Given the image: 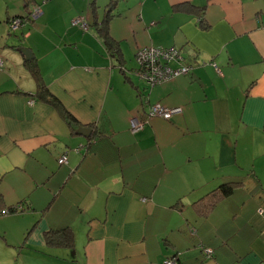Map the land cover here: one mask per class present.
Wrapping results in <instances>:
<instances>
[{"label":"crops","instance_id":"obj_1","mask_svg":"<svg viewBox=\"0 0 264 264\" xmlns=\"http://www.w3.org/2000/svg\"><path fill=\"white\" fill-rule=\"evenodd\" d=\"M109 1L0 0V206L24 209L0 214V264H264V0H116L123 63L94 22ZM148 45L191 71L149 85ZM155 102L181 111L132 131ZM226 180L228 196L195 203ZM64 227L73 243L48 244Z\"/></svg>","mask_w":264,"mask_h":264},{"label":"built area","instance_id":"obj_2","mask_svg":"<svg viewBox=\"0 0 264 264\" xmlns=\"http://www.w3.org/2000/svg\"><path fill=\"white\" fill-rule=\"evenodd\" d=\"M41 5V4H40ZM40 6L34 7L35 11L30 13L29 18L34 17ZM23 17L16 16L12 21L13 28H18L23 24ZM27 20V18H25ZM87 18L79 16L74 19L73 23L83 29H88L89 22ZM136 59L139 63L138 73L140 77L153 86L157 83L174 78L177 75L189 73L192 66L185 62L183 53L175 46H156L148 45L138 49ZM4 61L0 58V71L3 67ZM33 100H31L32 102ZM181 111V107L167 106L160 102L151 103L148 106L147 116L144 119L132 118L130 128L132 131L143 128L148 122V118L155 116H162L164 118H171L177 112ZM147 118V119H146ZM77 150L79 147L76 148ZM68 161L67 154L59 157L60 163Z\"/></svg>","mask_w":264,"mask_h":264},{"label":"trees","instance_id":"obj_3","mask_svg":"<svg viewBox=\"0 0 264 264\" xmlns=\"http://www.w3.org/2000/svg\"><path fill=\"white\" fill-rule=\"evenodd\" d=\"M32 0H26V4L28 5L29 2ZM116 5V0H110L109 3L107 4V10L105 13V17L99 22L98 20H95L94 22L98 24V31L100 35L102 36V39L106 45L107 50L112 53L118 60L123 63L122 57L121 56V49L120 46L118 45L117 41L112 37L110 31H109V19L110 17L114 14L113 13V8ZM180 6H183L181 4L175 5L176 8H180ZM31 13V12H30ZM30 13L27 15H22L23 17H29ZM137 60V59H136ZM26 65L31 70V73L33 74L34 78L36 79V82L38 83V89L44 91V98L50 102H53L55 105L58 106L60 111H62V115L64 118H66V121L68 122L69 125H77L79 123L78 119L75 117V115L66 108L65 105L62 104V102L53 94H51L48 90L47 84L44 80V84L42 82V77L40 74V71L38 67L36 66L35 60L33 59H26ZM124 70V69H122ZM42 91H39L41 93ZM74 127V126H73ZM76 129V128H75ZM85 146H88V144H84ZM79 149L76 151H79L83 145L78 146ZM77 148V147H76ZM75 150V149H74ZM65 154V153H63ZM67 154V153H66ZM68 156V154H67ZM229 182L226 180L224 183L219 185L218 187L212 189L205 195H203L199 200H197L195 203H199L200 201L206 202L207 208H211L216 202H218L220 199L228 196L231 193V187L229 186ZM2 199L1 193H0V201ZM2 208V209H1ZM0 214L4 212H15L18 210H24L23 206L21 205H13L12 207H5L0 206ZM72 229L70 227H64V228H59V229H49L46 232V241L48 244L51 245H60V246H69L73 243L74 241V236L71 235Z\"/></svg>","mask_w":264,"mask_h":264},{"label":"water","instance_id":"obj_4","mask_svg":"<svg viewBox=\"0 0 264 264\" xmlns=\"http://www.w3.org/2000/svg\"><path fill=\"white\" fill-rule=\"evenodd\" d=\"M25 18L29 19V17H25ZM24 51H25L27 59H32L33 58L34 54H33V52L30 49L24 48ZM91 130H92V128H91ZM78 132L81 133V134H88L90 132V127L82 126V127H80Z\"/></svg>","mask_w":264,"mask_h":264},{"label":"rangeland","instance_id":"obj_5","mask_svg":"<svg viewBox=\"0 0 264 264\" xmlns=\"http://www.w3.org/2000/svg\"><path fill=\"white\" fill-rule=\"evenodd\" d=\"M130 71H133V70H130ZM133 72H134V71H133ZM131 76H132L133 79H136V80L140 79L139 76L136 75V74H133V73H132ZM81 127H82V126H81ZM88 127H90V131H91V128H92V127H91V126H88ZM87 144H88V146H89V143H87ZM88 146H87V147H88Z\"/></svg>","mask_w":264,"mask_h":264},{"label":"clouds","instance_id":"obj_6","mask_svg":"<svg viewBox=\"0 0 264 264\" xmlns=\"http://www.w3.org/2000/svg\"><path fill=\"white\" fill-rule=\"evenodd\" d=\"M75 150H77L76 148H75ZM63 155V154H62ZM58 161H59V159H58Z\"/></svg>","mask_w":264,"mask_h":264}]
</instances>
